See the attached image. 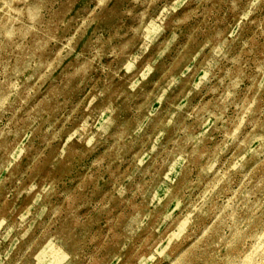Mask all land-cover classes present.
Instances as JSON below:
<instances>
[{
	"label": "clouds",
	"instance_id": "9594fccd",
	"mask_svg": "<svg viewBox=\"0 0 264 264\" xmlns=\"http://www.w3.org/2000/svg\"><path fill=\"white\" fill-rule=\"evenodd\" d=\"M0 264H264V0H0Z\"/></svg>",
	"mask_w": 264,
	"mask_h": 264
}]
</instances>
